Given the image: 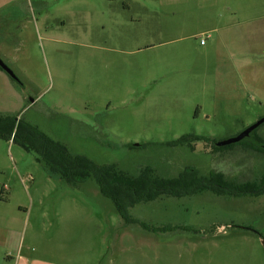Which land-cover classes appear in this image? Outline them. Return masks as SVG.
Wrapping results in <instances>:
<instances>
[{"label":"rangeland","instance_id":"rangeland-1","mask_svg":"<svg viewBox=\"0 0 264 264\" xmlns=\"http://www.w3.org/2000/svg\"><path fill=\"white\" fill-rule=\"evenodd\" d=\"M0 6V60L16 77L0 69V264H264V195L162 196L130 209L145 229L92 177L51 178L14 139L21 124L130 175L258 182L264 153L166 144L221 142L264 118V0ZM257 136L247 141L264 150V123Z\"/></svg>","mask_w":264,"mask_h":264},{"label":"trees","instance_id":"trees-1","mask_svg":"<svg viewBox=\"0 0 264 264\" xmlns=\"http://www.w3.org/2000/svg\"><path fill=\"white\" fill-rule=\"evenodd\" d=\"M20 125H17L14 139H17L25 151L37 154L38 162L44 165L51 178L64 180L76 186L92 177L98 184L101 194L112 201L117 214L125 223H137L145 229H147L145 224L131 218L130 209L139 204L154 202L162 196L179 199L202 192L231 198L264 195V176L258 182H236L226 179L221 172H211L208 177L198 178L197 171L187 168L177 176L167 178L156 176L155 170L148 166L139 168L136 175H130L118 169L116 164L97 165L86 156L73 155L60 142L53 141L31 126ZM9 127L7 135L10 136L15 128L14 123ZM258 129L259 127L241 142L223 147H217V142L212 143V140L194 134L184 135L166 145L191 147L195 142L203 141L209 143L214 152L241 146L264 153V150L247 141L253 137L255 142L262 144V140L257 136ZM2 136L0 125V137Z\"/></svg>","mask_w":264,"mask_h":264},{"label":"water","instance_id":"water-1","mask_svg":"<svg viewBox=\"0 0 264 264\" xmlns=\"http://www.w3.org/2000/svg\"><path fill=\"white\" fill-rule=\"evenodd\" d=\"M0 69L3 70L12 80H16V77L13 74V72L1 60H0ZM263 123H264V118L259 120L257 123L253 124L252 126L248 127L246 130L236 135L235 137L221 142H217L216 146L223 147V146L239 143L243 139L247 138L255 129H257Z\"/></svg>","mask_w":264,"mask_h":264},{"label":"crops","instance_id":"crops-1","mask_svg":"<svg viewBox=\"0 0 264 264\" xmlns=\"http://www.w3.org/2000/svg\"><path fill=\"white\" fill-rule=\"evenodd\" d=\"M14 1H18V0H14ZM2 8H1V6H0V10H1Z\"/></svg>","mask_w":264,"mask_h":264},{"label":"built area","instance_id":"built-area-1","mask_svg":"<svg viewBox=\"0 0 264 264\" xmlns=\"http://www.w3.org/2000/svg\"><path fill=\"white\" fill-rule=\"evenodd\" d=\"M203 43V42H202Z\"/></svg>","mask_w":264,"mask_h":264}]
</instances>
